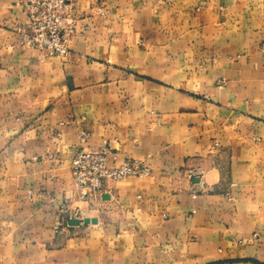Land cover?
Returning a JSON list of instances; mask_svg holds the SVG:
<instances>
[{"label":"crops","instance_id":"obj_1","mask_svg":"<svg viewBox=\"0 0 264 264\" xmlns=\"http://www.w3.org/2000/svg\"><path fill=\"white\" fill-rule=\"evenodd\" d=\"M26 1L0 0V264H264V0H73L67 61L19 44ZM104 144L150 175L82 201Z\"/></svg>","mask_w":264,"mask_h":264},{"label":"built area","instance_id":"obj_2","mask_svg":"<svg viewBox=\"0 0 264 264\" xmlns=\"http://www.w3.org/2000/svg\"><path fill=\"white\" fill-rule=\"evenodd\" d=\"M73 0H27L21 4L26 12V25L16 27L14 32L19 37V44L38 53L41 60L69 59V43L76 32V21L72 15ZM98 12H102L98 8ZM80 139L85 137L80 135ZM111 149L104 144L97 149L81 148L70 163L74 187L79 192L80 200L97 196L107 181H121L134 177L143 178L150 171L140 162L124 160L110 166ZM111 160L115 163L116 158ZM73 217L78 222L86 218V213L76 209Z\"/></svg>","mask_w":264,"mask_h":264},{"label":"water","instance_id":"obj_3","mask_svg":"<svg viewBox=\"0 0 264 264\" xmlns=\"http://www.w3.org/2000/svg\"><path fill=\"white\" fill-rule=\"evenodd\" d=\"M96 223V220L94 219H84L83 220V224H95ZM71 225H77V221H71L70 222Z\"/></svg>","mask_w":264,"mask_h":264}]
</instances>
